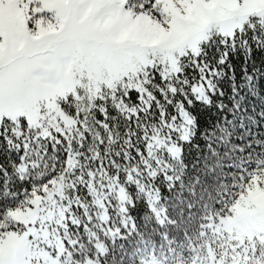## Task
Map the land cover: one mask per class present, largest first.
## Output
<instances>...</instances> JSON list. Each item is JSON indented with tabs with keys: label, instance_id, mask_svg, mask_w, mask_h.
<instances>
[{
	"label": "snow or ice",
	"instance_id": "1",
	"mask_svg": "<svg viewBox=\"0 0 264 264\" xmlns=\"http://www.w3.org/2000/svg\"><path fill=\"white\" fill-rule=\"evenodd\" d=\"M185 2L0 0V150L15 154L0 162V264H116L117 250L123 264L124 242L145 232L131 213L136 191L147 193L146 223L165 242L143 264H169L184 210L171 215L167 194L176 190L180 204L185 190H214L223 215L253 181L264 189V144L258 158L237 146L247 161L224 165L226 127L201 130L213 109L240 111L229 56L264 63V9L178 30L171 5L183 14ZM145 20L166 35L130 31ZM186 146L196 153L191 164ZM45 156L53 164L37 170ZM96 206L98 217L89 211ZM234 257L264 264V244L249 242Z\"/></svg>",
	"mask_w": 264,
	"mask_h": 264
},
{
	"label": "trees",
	"instance_id": "2",
	"mask_svg": "<svg viewBox=\"0 0 264 264\" xmlns=\"http://www.w3.org/2000/svg\"><path fill=\"white\" fill-rule=\"evenodd\" d=\"M209 57L214 58L211 52ZM229 63L235 72L236 86L241 88L240 111L231 113L225 110V113H219L213 109L209 115L204 117L207 120V125L201 130L212 129L215 134L219 135L221 130L226 127L230 143L220 146L221 153L228 152V155L223 158V164L239 166L241 161H247V156L245 153L236 151L237 146H243L246 151L254 153V158H258L255 154L259 153V146L264 144V63L259 58L243 52L230 54ZM225 71L228 69L226 68ZM249 73L254 77L251 87L247 83ZM230 95L231 88L227 87L225 100L228 104L232 103V100L228 98ZM200 143L203 144L204 141L201 140ZM186 153V162L191 164L196 153L188 151L187 146ZM12 155L15 154L10 155L7 151L0 150V158H2L0 162H8ZM45 161L49 167L53 164L50 157L45 156L44 160L38 161L37 170L44 169ZM231 171L232 168H224V175ZM101 182L103 183V181ZM96 187L99 192L98 183ZM167 195L169 199L165 203L171 215L176 216L181 207L184 210L183 217L178 218V225L171 229L170 238L176 241L174 245L176 251L173 254L175 259L169 261V264H220L222 262L223 264H233L234 252L238 247L247 243L228 240L226 236L217 234L213 228L222 217L232 213L233 204L237 199L231 204L228 211L220 215L213 207L214 190L211 197L208 193H201L199 189H197L196 196L189 195V191L185 190L183 203L180 204L177 203L179 198L173 199L176 197V190ZM202 196L203 199H201ZM135 199L137 207L132 209L131 213L137 221L138 228L145 232L143 239L133 238L131 241L124 242L123 264H142L144 260L151 257L153 251L158 254L159 247L165 244L158 234L155 224L146 223L150 219L149 208L145 203L147 193L136 191ZM188 202L193 205L191 210L187 207ZM89 211H95L97 217L100 214L99 206H96V209L90 208ZM166 248L167 246H165V251ZM223 250L228 256L224 255ZM120 259L121 253L120 250H117L116 264H120ZM237 259L238 262H242L243 258ZM109 264H112L111 257H109Z\"/></svg>",
	"mask_w": 264,
	"mask_h": 264
},
{
	"label": "rangeland",
	"instance_id": "3",
	"mask_svg": "<svg viewBox=\"0 0 264 264\" xmlns=\"http://www.w3.org/2000/svg\"><path fill=\"white\" fill-rule=\"evenodd\" d=\"M171 7L175 17H179L176 21V28L182 30L186 24L192 21L209 22L234 11L259 12L264 9V0H192V3L185 2L181 5L185 8L183 14L176 10L174 5ZM130 31L152 41H158L166 35L158 25L147 20L142 24L132 25ZM213 230L237 243L244 244L254 241L257 248L264 244V238L259 235L264 234V189L255 187L254 183L253 189L248 191L247 195L239 196L233 204L232 213L215 223ZM35 251L37 254H41V250L36 249ZM223 253L227 255L225 250ZM235 260L238 261L236 257Z\"/></svg>",
	"mask_w": 264,
	"mask_h": 264
}]
</instances>
